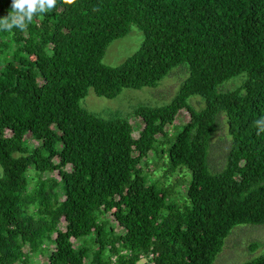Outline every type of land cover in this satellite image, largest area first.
Wrapping results in <instances>:
<instances>
[{
  "label": "trees",
  "instance_id": "obj_1",
  "mask_svg": "<svg viewBox=\"0 0 264 264\" xmlns=\"http://www.w3.org/2000/svg\"><path fill=\"white\" fill-rule=\"evenodd\" d=\"M11 2L0 0V19ZM131 25L138 49L103 64ZM182 64L187 77L169 104L132 110L136 138L127 115L80 106L90 88L111 99ZM181 110L188 121L171 139ZM221 115L229 146L211 172ZM149 154L170 176L190 172L183 204L177 181L147 180ZM242 224L264 225V0H56L23 30L0 28V264H213ZM243 264H264V254Z\"/></svg>",
  "mask_w": 264,
  "mask_h": 264
},
{
  "label": "rangeland",
  "instance_id": "obj_2",
  "mask_svg": "<svg viewBox=\"0 0 264 264\" xmlns=\"http://www.w3.org/2000/svg\"><path fill=\"white\" fill-rule=\"evenodd\" d=\"M141 40V32L135 25H131L127 35L109 44L102 58V63L110 67L121 65L138 49ZM186 77V64H182L173 68L154 87H144L139 90L123 89L116 97L111 99L95 95L90 88L86 96L80 101V106L88 113L106 119L111 118L116 113L122 116L127 115L129 123L134 128L133 137L136 138L143 126L140 117L131 115L132 110L138 105L159 107L169 104ZM241 78L242 75H239L224 82L218 87V90H232L239 85ZM188 102L195 109L203 106V102L197 96L190 97ZM221 116L219 129L212 135L208 150V165L211 172L219 171L224 167L229 146L230 138L227 135L226 121L223 115ZM187 121L188 113L185 110H181L171 120V124H168L167 127V132L171 139L178 134L182 125ZM6 134L9 135L10 130H7ZM161 163L156 157H153V154H149L141 168L145 172L144 174L148 176L147 180L158 181L161 185H172L177 181L178 185L175 187L177 192L176 203L183 204L184 188L179 187V184H183L184 181L189 182L190 172L183 168L182 172H177L175 176H170L164 173L163 169L165 168H163ZM51 178L54 181H58L60 175L52 173ZM109 218L113 221L111 217ZM61 229L65 230V227L62 226ZM262 254H264V225L242 224L234 227L224 239L222 250L214 259L213 264H243L258 258ZM32 258L34 261L32 264L45 261L42 256H33Z\"/></svg>",
  "mask_w": 264,
  "mask_h": 264
},
{
  "label": "clouds",
  "instance_id": "obj_3",
  "mask_svg": "<svg viewBox=\"0 0 264 264\" xmlns=\"http://www.w3.org/2000/svg\"><path fill=\"white\" fill-rule=\"evenodd\" d=\"M56 0H12L11 14L0 19V28L9 31L13 26L23 30L33 17H41L48 10L55 7Z\"/></svg>",
  "mask_w": 264,
  "mask_h": 264
},
{
  "label": "built area",
  "instance_id": "obj_4",
  "mask_svg": "<svg viewBox=\"0 0 264 264\" xmlns=\"http://www.w3.org/2000/svg\"><path fill=\"white\" fill-rule=\"evenodd\" d=\"M152 256H153V255L150 253L149 256H148V258L142 256V257H141V260H142L143 262H145L146 259L152 258Z\"/></svg>",
  "mask_w": 264,
  "mask_h": 264
}]
</instances>
